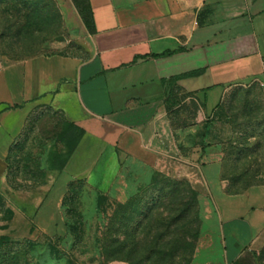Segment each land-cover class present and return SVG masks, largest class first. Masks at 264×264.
I'll use <instances>...</instances> for the list:
<instances>
[{
    "label": "crops",
    "instance_id": "0c3cea01",
    "mask_svg": "<svg viewBox=\"0 0 264 264\" xmlns=\"http://www.w3.org/2000/svg\"><path fill=\"white\" fill-rule=\"evenodd\" d=\"M88 1L92 32L74 1L61 0L66 42L0 61V182L32 108L49 106L82 129L66 177L90 181L103 156L107 165L120 156L147 170L183 169L209 185L220 264H264V186L229 193L220 176L235 140L220 115L227 93L264 92V0ZM79 154L91 157L81 169Z\"/></svg>",
    "mask_w": 264,
    "mask_h": 264
},
{
    "label": "rangeland",
    "instance_id": "374dc122",
    "mask_svg": "<svg viewBox=\"0 0 264 264\" xmlns=\"http://www.w3.org/2000/svg\"><path fill=\"white\" fill-rule=\"evenodd\" d=\"M67 39L61 0H0L1 62L55 52ZM220 115L235 129L220 173L227 191L264 186L262 88H231ZM81 138L61 112L32 108L0 182V240H31L10 264L221 263L209 185L183 169L147 170L120 156L112 165L103 156L90 181L72 180L64 173ZM79 155L81 169L91 157Z\"/></svg>",
    "mask_w": 264,
    "mask_h": 264
},
{
    "label": "trees",
    "instance_id": "16d2710c",
    "mask_svg": "<svg viewBox=\"0 0 264 264\" xmlns=\"http://www.w3.org/2000/svg\"><path fill=\"white\" fill-rule=\"evenodd\" d=\"M73 1L79 10L85 25L87 26L89 31L92 32L93 18H92V10L89 1L88 0H73ZM194 73L195 72L193 71L173 78L174 80H178L179 78L186 77L188 75H193ZM30 244H31V240L28 238L24 239L22 242H15L7 238H2L0 240V264H10L13 255V250L16 248L18 249V251L21 252L23 250L25 254H27V251L29 250L28 246H30Z\"/></svg>",
    "mask_w": 264,
    "mask_h": 264
}]
</instances>
